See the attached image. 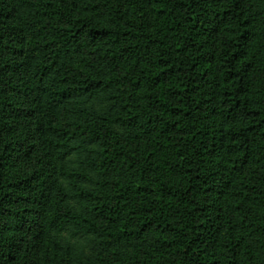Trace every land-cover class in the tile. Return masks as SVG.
I'll list each match as a JSON object with an SVG mask.
<instances>
[{
	"label": "trees",
	"instance_id": "16d2710c",
	"mask_svg": "<svg viewBox=\"0 0 264 264\" xmlns=\"http://www.w3.org/2000/svg\"><path fill=\"white\" fill-rule=\"evenodd\" d=\"M0 264H264V0H0Z\"/></svg>",
	"mask_w": 264,
	"mask_h": 264
}]
</instances>
